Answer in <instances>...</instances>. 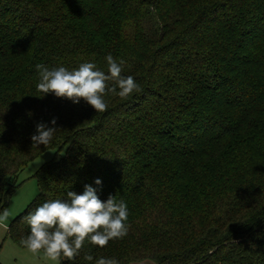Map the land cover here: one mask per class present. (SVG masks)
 <instances>
[{
    "label": "trees",
    "instance_id": "1",
    "mask_svg": "<svg viewBox=\"0 0 264 264\" xmlns=\"http://www.w3.org/2000/svg\"><path fill=\"white\" fill-rule=\"evenodd\" d=\"M108 54L140 91L105 112L41 98L36 64L107 72ZM41 122L57 130L32 146ZM49 149L20 246L25 216L87 184L126 202L129 231L61 264H264V0H0L1 211Z\"/></svg>",
    "mask_w": 264,
    "mask_h": 264
},
{
    "label": "clouds",
    "instance_id": "2",
    "mask_svg": "<svg viewBox=\"0 0 264 264\" xmlns=\"http://www.w3.org/2000/svg\"><path fill=\"white\" fill-rule=\"evenodd\" d=\"M107 72L95 63L85 62L78 68L69 70L58 66L49 68L36 64L39 74L37 91L41 98L53 93L58 98H67L78 104L83 99L96 112L108 108L104 97L111 93L121 99H128L140 87L132 76L122 75L125 61L117 60L111 54L106 56ZM118 89V91H117ZM56 124V119L51 121ZM56 127L39 123L36 133L31 136L32 146L48 145L56 132ZM101 185L100 179L95 180ZM10 212H0V224L8 220ZM129 211L121 198L109 195L106 201L100 199L97 189L84 185L82 194L67 191L66 198L44 202L24 217L30 226V233L21 239V244L32 254L43 253V258L53 264H61V259L74 260L83 249L85 241L104 248L109 241L124 238L129 231L127 223ZM84 259L92 261L93 256L85 254ZM96 264H119L115 258L101 257Z\"/></svg>",
    "mask_w": 264,
    "mask_h": 264
},
{
    "label": "rangeland",
    "instance_id": "3",
    "mask_svg": "<svg viewBox=\"0 0 264 264\" xmlns=\"http://www.w3.org/2000/svg\"><path fill=\"white\" fill-rule=\"evenodd\" d=\"M63 154L64 150L59 154L56 149L46 150L32 158L23 170L19 172L18 186L10 195L7 207L5 208L10 212V216L7 221L0 224L1 264H53L52 261L43 258L42 252L38 255H34L28 251L26 247L20 246L14 239L12 231L14 233L15 230H13V227H15L16 224L19 226L21 225V222L18 224L16 220L22 217L24 211L39 193L37 171L46 162ZM2 204L3 202L0 196V207ZM0 212H3V210H0Z\"/></svg>",
    "mask_w": 264,
    "mask_h": 264
}]
</instances>
